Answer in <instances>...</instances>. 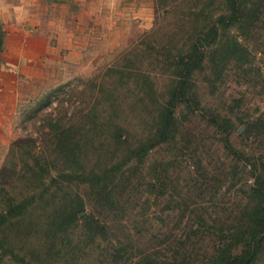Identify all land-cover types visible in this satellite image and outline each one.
<instances>
[{"label":"rangeland","instance_id":"374dc122","mask_svg":"<svg viewBox=\"0 0 264 264\" xmlns=\"http://www.w3.org/2000/svg\"><path fill=\"white\" fill-rule=\"evenodd\" d=\"M16 1L0 22V212L23 194L45 198L40 229L28 219L5 230L14 251L0 241L3 264H201L241 236L256 175L226 144L264 166V14L247 37L238 23L220 27L219 47L236 38L246 55L196 73L191 103L177 108L189 142L156 144L179 57L205 14L234 0ZM148 139L138 163L131 150ZM99 192L122 203L105 210ZM78 196L109 222L110 239L89 241L81 221L65 230ZM124 237L132 246L114 256ZM252 264H264V249Z\"/></svg>","mask_w":264,"mask_h":264},{"label":"trees","instance_id":"16d2710c","mask_svg":"<svg viewBox=\"0 0 264 264\" xmlns=\"http://www.w3.org/2000/svg\"><path fill=\"white\" fill-rule=\"evenodd\" d=\"M226 9L227 12H222L217 18H214L212 13L205 14L207 23L202 26L199 33H197V37L189 49L179 57L176 63V82L168 94L164 107L163 120L159 124L153 137L156 144L168 142L169 140L175 141L176 143H179L181 140L189 142V139L180 130V126L184 124L188 115L185 114L181 117L177 116V108L179 105H188L191 103L194 90L192 83L193 78L196 73L203 72L208 68V62L216 63V60L219 58L225 60L228 55L237 53L241 54L244 52L246 55V47L236 38L233 39L232 42L223 44L219 47L222 41L219 30L220 27L228 28L238 23L243 30L242 37L243 35L247 37L264 14V0H242L241 2L234 0L232 4L230 2L226 4ZM218 62L219 60H217V63ZM216 66L219 65L216 64ZM219 69H215V71L217 72ZM207 119L219 125L218 118L215 114H210ZM227 121H230V119H227ZM258 124L260 123L253 120L248 123L246 129L248 135L254 133V127ZM262 125L264 128V122ZM177 134H180V138L178 139H176ZM65 139L72 140V132L65 134ZM153 145L152 139H148L143 144L134 147L131 150V155L136 157L138 163H142L145 157L149 155ZM226 148L230 149L234 156L244 160L246 164L248 163L247 165H250L251 172L256 175V180L251 185L250 189V192H252L251 197L254 199V207L253 211L248 215L250 224L241 231L242 235L235 237L232 242L218 247L212 257L207 261L203 259L200 263L252 264L257 258L258 253L264 249V166L259 168L256 162H249L252 158L251 154L235 149L229 141L226 144ZM171 161L172 160H170V162ZM42 168L41 166V170H43ZM115 171H117V169H114V172ZM126 179H130V176L126 175ZM108 194V192H99V200H101L102 203L98 206L104 207L105 210L108 211L116 210L117 206L122 202L119 200L120 203L118 202L117 205H115L113 195L108 196ZM44 198L45 196L43 193L40 195L36 193L23 194L21 197L12 198L9 207L0 212V241L6 243L1 245L2 248L4 245H8L10 250L12 252L14 251V247L5 232L10 226H17V230L21 225L24 226L26 224L24 222L29 219L27 226H32L34 228L38 226V229L41 228L44 212L36 215L35 203L39 200V205L40 199L43 200ZM75 201L76 206H73L71 210L68 211L67 217H64L61 222L62 225L66 227L65 230H69V228L73 226H80L79 221H81L82 234L89 241L94 240L96 237L106 241L110 239L113 235L112 228L106 218L101 216V212L95 208L87 212L86 202L81 196H78ZM118 242L122 244V246L113 247V255H125L126 252H128L127 248L132 246L131 242H129V238L124 237L122 241L118 239ZM185 244V242H181L180 246L186 247ZM178 254V250L173 251L174 261L177 259L176 256ZM4 255L5 254L0 253V264H3Z\"/></svg>","mask_w":264,"mask_h":264},{"label":"crops","instance_id":"0c3cea01","mask_svg":"<svg viewBox=\"0 0 264 264\" xmlns=\"http://www.w3.org/2000/svg\"><path fill=\"white\" fill-rule=\"evenodd\" d=\"M16 2H17L16 0H0V22L3 21V18L5 19L4 15L6 13H9L8 10H7V12L3 11L2 7L5 5L7 6L8 4H11L12 6H14V5H16Z\"/></svg>","mask_w":264,"mask_h":264}]
</instances>
